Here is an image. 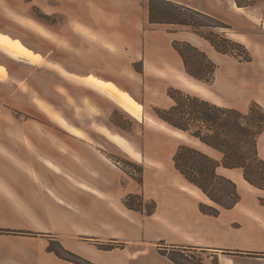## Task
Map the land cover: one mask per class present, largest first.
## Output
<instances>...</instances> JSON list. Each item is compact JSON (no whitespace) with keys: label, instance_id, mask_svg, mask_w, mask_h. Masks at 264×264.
Listing matches in <instances>:
<instances>
[{"label":"crops","instance_id":"0c3cea01","mask_svg":"<svg viewBox=\"0 0 264 264\" xmlns=\"http://www.w3.org/2000/svg\"><path fill=\"white\" fill-rule=\"evenodd\" d=\"M171 1L207 13L231 27L251 24L249 26L256 32L247 30V35L255 39L256 36L264 37V12L260 15L257 12L261 2L239 7L234 0ZM80 2L90 4L95 0H71L72 10H76L73 12L75 20L81 18ZM120 2L127 5L141 3L143 19L148 22L147 0ZM262 5L264 7V2ZM116 13L120 19L134 18L133 13L124 8ZM4 15L0 10V34L11 36L3 21ZM75 30L78 36L81 32L83 35L92 33L80 28ZM172 33H176L175 30L168 32ZM172 41L168 38L159 44L155 58L150 59L144 54L146 46L142 45L141 78L144 82L149 74L162 82L176 69L185 73L183 60ZM188 42L201 48L211 60L218 53L197 34L191 35ZM97 48L109 52L108 48ZM3 52L0 68H4L5 76L0 77V109L9 110L11 106L19 111L27 108L43 111L49 108L61 115L68 125L33 120L9 122L0 118V264H77L49 251L47 246L53 240L94 264H176L159 251L171 247L205 251L215 259V264H264V205L259 201L264 191L249 184L241 169L218 167L220 174L235 182L240 199L232 208L222 209L217 216L208 215L201 212L199 204H211V201L174 166L173 155L179 144L162 158L156 151L159 143L152 141V154L147 152L145 157L143 151L134 150V145L123 138L137 154L131 157L144 165L139 183L104 150L103 143H107L128 155L124 146L111 138L122 137L110 123L113 104L117 102L106 90L86 81L111 83L124 91L125 82L106 71L104 61H99L98 67L85 68L75 58L54 63L43 58L36 65ZM16 62L24 64L23 72L18 73L12 66ZM33 67L39 70L38 75H33ZM249 76L257 79L260 75L253 72ZM234 78L226 81L232 83L233 89L237 88ZM195 94L240 111H246L250 106V102L245 105L236 101L218 103L215 100L217 94ZM250 95L251 91L244 97L235 98L244 100ZM168 98L171 102L164 108L173 102ZM252 99L264 104L261 92H254ZM69 102L70 113L65 108ZM159 120L172 132L188 139L172 134L178 140H186L219 158L210 147ZM263 136L264 129L257 143L262 158ZM128 194L140 195L144 202L153 201V212L146 214L127 207L124 199ZM102 243L119 246L101 249L98 244ZM200 262L211 264L202 258Z\"/></svg>","mask_w":264,"mask_h":264},{"label":"rangeland","instance_id":"374dc122","mask_svg":"<svg viewBox=\"0 0 264 264\" xmlns=\"http://www.w3.org/2000/svg\"><path fill=\"white\" fill-rule=\"evenodd\" d=\"M70 2L71 0H0L1 14H5L3 21L8 26V32L11 35L0 34V48L17 59L37 63L36 65H39L43 58L52 63L75 58L85 68L98 67V62L104 61L107 67L106 71L108 70L113 77L125 82L122 86L124 91L111 83L101 84L90 79H86V81L106 91L108 88L116 90L141 111L138 116L110 95L119 105L113 104L110 123L122 135V137L112 136L111 138L122 144L128 155L120 153L115 146L107 143H103L104 150L108 155L119 159V161L114 160V162L127 174L132 172L135 176H139L140 170L143 173L144 165L140 160L136 162L131 157L137 156L134 150L143 151V155L146 157L147 152L152 154V144L150 142L156 141L160 145L156 151L160 157L164 158L173 147L182 142L186 143V140H188L184 135L172 132L162 124L155 113V108H164L165 104L171 102L167 96V90L170 87L200 93L203 96L217 94V99L215 100L221 104L236 101L244 102V105L245 102H250V105L254 102L264 109V104L252 99L254 92H261L264 95V37L259 36L257 38L256 36L255 39L247 35V30L256 32L253 26H249L251 24L247 23L239 27H231L229 25L226 28L215 29V31L225 34L234 41L242 43L252 56L250 61H241L232 55L218 52L215 59H212L216 67L214 77L209 83L191 79L179 69H176L174 73L172 72L170 78H164L162 82L157 81V78L151 74H149L150 76L148 75L146 82H144L143 78H141L143 68L141 59L142 45L144 48L146 46L144 54L149 59L155 58L159 44L166 42L168 38L179 42L188 41L191 35L195 34L193 29L178 25L150 24L143 19L141 3L134 2L127 5L122 4L120 0H95L94 3L90 4L80 2L81 18L80 20H75L73 19V12H76V10H72V3ZM262 2L257 10L259 15L264 12ZM122 8L130 14L133 13L134 18L130 20L118 18L116 11ZM78 28L81 31H92V33L89 32V35H83L84 32H81V35L78 36L74 32ZM174 30L176 33L168 34V32ZM103 35L105 36L104 38ZM248 38L250 39L249 41ZM101 46L108 48L109 52H102L101 48H97ZM11 49H16L19 55L14 54ZM3 51L0 50V56L5 55ZM236 51L241 53L240 48H236ZM187 52H189L191 59L199 58V55L191 50H187ZM0 59L3 58L0 57ZM12 66L15 67L18 73L25 70L22 62H16ZM55 67L59 68L56 63ZM32 70L33 75L40 73L34 67ZM253 72L260 76L257 79L251 78L249 75ZM1 76H5L4 68H0ZM232 78H234L235 84L237 83V88L234 85L235 89H233L232 83L230 85L226 82ZM250 91L252 95L244 100L235 98L237 96L244 97ZM4 102L6 105V101ZM18 102L20 104V101ZM65 108L70 113V102ZM10 113L16 119H13ZM0 118H4L9 122L33 120L32 122L68 125L61 115L59 116L53 109L49 108L43 111L34 108L30 111L28 108L26 111H19L17 108L10 106L9 110L0 109ZM115 123H118L119 126ZM172 134L183 137L186 140H178ZM123 138L134 145V150L126 144ZM260 152L264 156V136L261 140ZM125 161L131 162L132 165L125 164ZM147 203L150 206V201H147ZM186 251L187 255L191 256L189 260H185L189 264H198L201 258L210 261L211 264H215V259L210 254H206L205 251L199 249H188Z\"/></svg>","mask_w":264,"mask_h":264},{"label":"trees","instance_id":"16d2710c","mask_svg":"<svg viewBox=\"0 0 264 264\" xmlns=\"http://www.w3.org/2000/svg\"><path fill=\"white\" fill-rule=\"evenodd\" d=\"M234 1L239 7H249L263 0ZM147 7L150 24L190 27L217 52L246 62L252 58L242 43L215 31L216 28H226L229 25L207 13L171 0H147ZM172 46L181 56L187 76L204 83L212 81L216 65L204 51L188 41L173 40ZM236 48H240L241 53L236 51ZM187 50L196 53L199 58L191 59ZM167 94L173 102L167 108H155L157 117L219 154V158H215L192 144L182 142L173 155L176 170L211 201V204L200 202L201 212L217 216L222 209L232 208L240 199L235 182L220 174L217 171L219 166L241 169L249 184L264 191V158L259 155L257 147L259 136L264 129V109L253 102L246 111H240L234 107L217 105L195 93L174 87L168 88ZM110 157L119 161L114 156ZM125 164L132 165L129 161H125ZM139 173V176L132 172L128 174L141 183L142 171ZM259 201L264 205V197H259ZM124 202L127 207L146 214H151L155 208L153 201H150L149 206L137 194H128ZM116 246L119 245L98 244L101 249ZM47 249L77 264H94L65 249L57 240L50 241ZM188 249L190 248L177 250L171 247L160 248L159 251L176 264H189L185 261L191 258L186 253Z\"/></svg>","mask_w":264,"mask_h":264},{"label":"bare ground","instance_id":"6f19581e","mask_svg":"<svg viewBox=\"0 0 264 264\" xmlns=\"http://www.w3.org/2000/svg\"><path fill=\"white\" fill-rule=\"evenodd\" d=\"M8 48V47H7ZM11 51L16 54L19 55V52L16 49H11ZM107 92L109 95H111L112 97H114L119 103H121L124 107H126L127 109L131 110L132 112L136 113L138 116L140 115L141 111L136 108L131 101H129L125 96H123L121 93L117 92L116 90L113 89H107Z\"/></svg>","mask_w":264,"mask_h":264}]
</instances>
